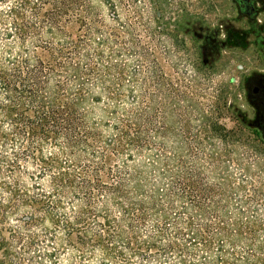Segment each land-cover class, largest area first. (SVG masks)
<instances>
[{
    "label": "trees",
    "instance_id": "1",
    "mask_svg": "<svg viewBox=\"0 0 264 264\" xmlns=\"http://www.w3.org/2000/svg\"><path fill=\"white\" fill-rule=\"evenodd\" d=\"M171 17L0 0V264H264V138Z\"/></svg>",
    "mask_w": 264,
    "mask_h": 264
},
{
    "label": "rangeland",
    "instance_id": "2",
    "mask_svg": "<svg viewBox=\"0 0 264 264\" xmlns=\"http://www.w3.org/2000/svg\"><path fill=\"white\" fill-rule=\"evenodd\" d=\"M163 11L171 18L186 17L195 24L194 28L188 29L185 34V40L189 53L194 55L197 47L202 46V60L207 59L206 64L212 68L211 88L203 98L204 102H214L219 97V103L222 106V122L227 128L236 129L240 125V118L234 111V105L240 108L245 117L252 123V129L262 133L254 125V113L251 105L245 97L244 88L240 85L242 78L249 76L258 64L264 67V62L259 60L257 63L256 54L248 42L244 49L223 43L226 41L228 31L238 33L241 29H248V19L241 18L237 11L234 0H158ZM264 19V11L259 14ZM213 37L215 39H213ZM221 43L222 47L216 58L211 52V41ZM218 43V42H217ZM183 50V49H182ZM179 51V55L182 54ZM184 55V54H182ZM186 52L185 55L186 56ZM263 138V136H262ZM237 144V157L242 156L243 147Z\"/></svg>",
    "mask_w": 264,
    "mask_h": 264
},
{
    "label": "flooded vegetation",
    "instance_id": "3",
    "mask_svg": "<svg viewBox=\"0 0 264 264\" xmlns=\"http://www.w3.org/2000/svg\"><path fill=\"white\" fill-rule=\"evenodd\" d=\"M240 17L248 19V29L238 31L239 42L235 47L244 49L251 44L257 63L264 62V19L259 17L264 11V0H234ZM226 41L224 40L223 43ZM206 53V49L204 50ZM207 61V59H204ZM245 97L254 113V125L262 133L264 129V67L256 65L249 76L241 79Z\"/></svg>",
    "mask_w": 264,
    "mask_h": 264
},
{
    "label": "water",
    "instance_id": "4",
    "mask_svg": "<svg viewBox=\"0 0 264 264\" xmlns=\"http://www.w3.org/2000/svg\"><path fill=\"white\" fill-rule=\"evenodd\" d=\"M262 136H263V138H264V129H263V131H262Z\"/></svg>",
    "mask_w": 264,
    "mask_h": 264
}]
</instances>
